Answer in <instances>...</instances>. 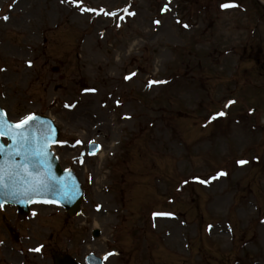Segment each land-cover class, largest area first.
I'll return each mask as SVG.
<instances>
[{"label":"rangeland","instance_id":"374dc122","mask_svg":"<svg viewBox=\"0 0 264 264\" xmlns=\"http://www.w3.org/2000/svg\"><path fill=\"white\" fill-rule=\"evenodd\" d=\"M229 1L0 0L1 105L14 121L30 113L54 118L61 141L54 152L84 189L74 218L39 205L23 220L15 208L0 212V264H53L51 250L81 264L89 253L111 250L116 255L106 264H264L263 221L254 227L264 216V0ZM225 2L236 6L222 9ZM117 11L123 19L105 14ZM132 71L135 80L123 82ZM150 77L170 82L144 89ZM195 83L207 99L215 96L198 114L202 91L187 85ZM136 88L141 100L125 98ZM228 101L234 103L224 121L201 129ZM163 117L187 143L155 138L151 127L160 131ZM232 119L239 122L229 129ZM138 134L122 149L125 137ZM92 140L102 157L86 154ZM120 149L130 170H121L123 160L114 163ZM238 160L248 162L239 167ZM217 169L227 176L215 182ZM192 175H208V185L175 190ZM248 186L260 203L241 197ZM199 204L203 214L195 215ZM152 206L176 217L150 222ZM38 244L41 253L33 251Z\"/></svg>","mask_w":264,"mask_h":264},{"label":"water","instance_id":"95a60500","mask_svg":"<svg viewBox=\"0 0 264 264\" xmlns=\"http://www.w3.org/2000/svg\"><path fill=\"white\" fill-rule=\"evenodd\" d=\"M25 135L29 138L30 149L42 148L46 153L43 157L28 154L27 160L33 177H42L44 183L41 186H35L31 183V178L25 179L23 177L16 178L15 182L6 180L5 186L0 187V202L16 203L24 210L31 199L60 201L67 207L68 214L75 213L81 191L72 175L60 171L55 159L48 150L50 144H53L56 140L53 127L46 119L35 118L26 127ZM5 136L9 137L8 135ZM10 141V145H13V141ZM9 146L4 148L3 153H0V162L6 160L9 163L12 161L19 163L25 159L23 150H21V155H15V148L18 146L13 145L12 148H9ZM16 157H18V160H16ZM41 160H43V163H41ZM54 258L55 264H75L68 256L59 257L55 255Z\"/></svg>","mask_w":264,"mask_h":264},{"label":"snow or ice","instance_id":"6c2138e0","mask_svg":"<svg viewBox=\"0 0 264 264\" xmlns=\"http://www.w3.org/2000/svg\"><path fill=\"white\" fill-rule=\"evenodd\" d=\"M62 2H64V0H62ZM71 3L73 4H77L78 0H70ZM236 6L234 3H222L220 5V7L222 9H226L229 7H234ZM79 10L81 12L84 11H91L94 13H99V12H104L103 9H87L84 7H80ZM167 10V4L164 6V8L161 9V11H165ZM124 11L126 12L127 9H124ZM106 15H116L115 12H108L105 13ZM131 14V13H129ZM121 19H123V17H120ZM3 19L7 20L8 17L5 16L3 17ZM155 23H159V21H155ZM184 27H188V25H184ZM131 75H135V73H132ZM130 76H126L125 79H129ZM154 83H160V81H149L148 82V86L151 87L152 84ZM94 91V90H93ZM117 103H119V101H117ZM234 103V101H228V103L225 105V107H227L228 105ZM66 107H68V105H66ZM225 113L220 112L217 113L216 115L218 116H222ZM5 116L6 114L3 112V110H0V136H5L8 135L9 138L13 141V145H16L18 147L15 148V155H21V150H23V152L25 153V159L19 163L12 161L11 163H9L8 161H3L0 162V187H4L5 186V181L6 180H12L13 182H15V179L18 177H23L25 179L31 178V183L35 186H41L44 183V180L42 177L37 176V177H33L32 172L29 170L30 165L28 164L27 160H28V154L31 155H35V156H39V157H43L44 155H46V153L43 151V149H30L29 148V138L25 135V130L26 127L29 125L30 121L34 120L35 117L33 115H28L25 116L23 119H21L18 123L16 124H12V123H6L5 122ZM212 119H215V116L211 117ZM47 139V138H45ZM82 143L81 141L77 140L72 146L75 147L76 145ZM90 144H93V146L95 148H98V145H94V142H90ZM13 145H10L9 148H12ZM4 152V146L0 145V153ZM90 154H95L94 152H91ZM41 163H43V160H41ZM238 164H246L247 161L245 160H238L237 161ZM220 175H225L224 172H220L217 174V176ZM201 183H206V181H200ZM171 213H163V212H157V213H153V216H170ZM209 228H211V226H209ZM33 251H40V248H36L33 249ZM113 255V253H108L105 256V259L108 258V256Z\"/></svg>","mask_w":264,"mask_h":264},{"label":"bare ground","instance_id":"6f19581e","mask_svg":"<svg viewBox=\"0 0 264 264\" xmlns=\"http://www.w3.org/2000/svg\"><path fill=\"white\" fill-rule=\"evenodd\" d=\"M100 155H103V154H102V153H100V154H99V156H100ZM100 157H102V156H100Z\"/></svg>","mask_w":264,"mask_h":264}]
</instances>
